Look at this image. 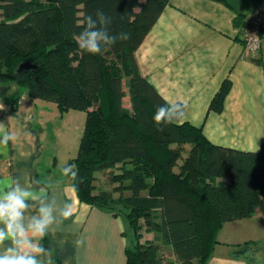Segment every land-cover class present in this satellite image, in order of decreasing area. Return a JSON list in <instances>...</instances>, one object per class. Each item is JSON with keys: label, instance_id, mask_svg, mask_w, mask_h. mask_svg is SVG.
<instances>
[{"label": "trees", "instance_id": "16d2710c", "mask_svg": "<svg viewBox=\"0 0 264 264\" xmlns=\"http://www.w3.org/2000/svg\"><path fill=\"white\" fill-rule=\"evenodd\" d=\"M170 1L0 0V82L56 104L61 116L86 113L74 161L78 176L71 182L81 203L121 216L115 204L128 200L136 210L137 216L124 214L138 236L135 249H126V264H162L164 248L177 263L207 264L226 223L264 218V143L258 152L240 151L211 144L202 127L153 120L158 106L170 104L141 74L135 53ZM217 1L238 19L264 2ZM98 9L112 18L111 34L127 33L129 39L91 55L73 34ZM25 62L36 68L19 73ZM227 89L220 90L213 110L222 109ZM127 96L130 108L124 107ZM19 100L12 101V111ZM101 174L108 176L107 186L98 185ZM140 219L154 241L141 242ZM235 247L238 256L261 248L251 241Z\"/></svg>", "mask_w": 264, "mask_h": 264}, {"label": "crops", "instance_id": "0c3cea01", "mask_svg": "<svg viewBox=\"0 0 264 264\" xmlns=\"http://www.w3.org/2000/svg\"><path fill=\"white\" fill-rule=\"evenodd\" d=\"M252 13L238 19L217 0H171L135 53L141 74L162 98L185 106L182 122L202 127L213 145L245 152H258L264 143V47L250 54L243 40ZM224 85L228 91L218 112L212 104ZM0 105V138L4 132L13 137L7 147L0 146V178L70 205V218L58 221L43 242L52 248L55 264L76 256L78 264H126V249H131L127 230L134 233L128 219L81 203L71 179L52 167L45 124L56 104L33 100L17 84L0 82ZM35 213L33 206L26 215ZM263 226L261 216L226 223L207 264H250L235 246L259 243ZM144 233L153 236L147 242L154 241L153 233ZM77 236L86 241L78 251L73 244Z\"/></svg>", "mask_w": 264, "mask_h": 264}, {"label": "clouds", "instance_id": "9594fccd", "mask_svg": "<svg viewBox=\"0 0 264 264\" xmlns=\"http://www.w3.org/2000/svg\"><path fill=\"white\" fill-rule=\"evenodd\" d=\"M83 23V29L74 33L73 39L79 49L88 54H101L117 41L129 39L127 33L109 32L112 18L101 9L86 15ZM184 108L181 104L160 105L153 120L158 125L179 123L185 116ZM3 130L4 124H0V132ZM12 139L10 133L4 132L0 146L7 147ZM74 168V165L63 168V175L75 181L78 172ZM33 206L36 207V213L27 216ZM69 207L67 203L59 205L54 197L49 199L42 190H30L17 181L5 182L4 178H0V264H55L52 248L45 247L43 242L53 234L52 230L58 221L63 224L70 218ZM85 242L83 236H77L73 244L78 251ZM44 257L47 259H42ZM73 260L78 264L79 257H71L65 264H72Z\"/></svg>", "mask_w": 264, "mask_h": 264}, {"label": "rangeland", "instance_id": "374dc122", "mask_svg": "<svg viewBox=\"0 0 264 264\" xmlns=\"http://www.w3.org/2000/svg\"><path fill=\"white\" fill-rule=\"evenodd\" d=\"M125 90L127 91V87H125ZM124 107L130 108V100L129 96H127L124 99ZM46 124H45V130L47 133V136L49 135L46 144L48 146V152H52V158L53 164L52 167L57 172L62 173V169L74 165V161L77 158L78 151H79V145L80 141L84 132L85 128V122H86V113L83 111L78 110H69L64 116H61V113L56 106V108L51 109L46 114ZM63 174V173H62ZM107 175H98L97 183L98 185H106L105 182H107ZM107 186V185H106ZM108 185V187H111ZM120 194L115 193L114 199L117 201L120 200ZM124 197L129 196L128 191H126L124 194ZM145 195V193H144ZM115 209L120 215L129 214L132 213V216H135L137 214L136 210L134 213V210L130 209V206L128 205V200H122L118 204H115ZM137 216V215H136ZM262 217V216H261ZM258 218V217H256ZM263 218V217H262ZM139 224L143 226V230H139L140 236H142V240L147 242L151 241L149 240L152 237H149L144 232L146 231L144 228L143 220H139ZM262 224L261 219L258 220V225L260 226ZM264 228V226H263ZM264 232V231H263ZM246 236H252L251 234H247ZM136 237L135 233L129 232V229L127 230V239L129 242V245L131 246V249H135L136 245ZM260 247H255L247 254L249 256L250 264H264V235L263 233H260ZM161 263L162 264H172L177 263L174 261V258L172 257V254L164 248L163 253H161ZM180 264V263H177ZM197 264V263H195Z\"/></svg>", "mask_w": 264, "mask_h": 264}, {"label": "built area", "instance_id": "2783aa9c", "mask_svg": "<svg viewBox=\"0 0 264 264\" xmlns=\"http://www.w3.org/2000/svg\"><path fill=\"white\" fill-rule=\"evenodd\" d=\"M243 40L250 54H257L264 47V2L252 13Z\"/></svg>", "mask_w": 264, "mask_h": 264}, {"label": "water", "instance_id": "95a60500", "mask_svg": "<svg viewBox=\"0 0 264 264\" xmlns=\"http://www.w3.org/2000/svg\"><path fill=\"white\" fill-rule=\"evenodd\" d=\"M36 66L29 63V62H25V63H22L19 67H18V72L19 73H23L25 71H29V70H33L35 69Z\"/></svg>", "mask_w": 264, "mask_h": 264}]
</instances>
